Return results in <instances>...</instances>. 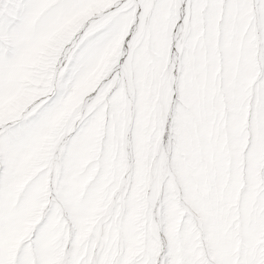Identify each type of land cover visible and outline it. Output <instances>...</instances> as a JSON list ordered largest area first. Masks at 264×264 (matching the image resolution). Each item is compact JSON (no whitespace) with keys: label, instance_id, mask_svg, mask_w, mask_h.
<instances>
[{"label":"snow or ice","instance_id":"obj_1","mask_svg":"<svg viewBox=\"0 0 264 264\" xmlns=\"http://www.w3.org/2000/svg\"><path fill=\"white\" fill-rule=\"evenodd\" d=\"M0 264H264V0H0Z\"/></svg>","mask_w":264,"mask_h":264}]
</instances>
